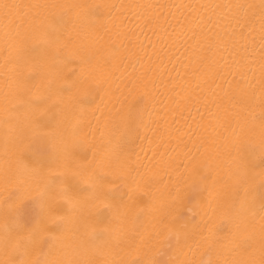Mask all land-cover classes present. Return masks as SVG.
Wrapping results in <instances>:
<instances>
[{"label":"bare ground","instance_id":"bare-ground-1","mask_svg":"<svg viewBox=\"0 0 264 264\" xmlns=\"http://www.w3.org/2000/svg\"><path fill=\"white\" fill-rule=\"evenodd\" d=\"M262 4L0 0V209L110 193L50 222L33 264H264Z\"/></svg>","mask_w":264,"mask_h":264},{"label":"snow or ice","instance_id":"snow-or-ice-1","mask_svg":"<svg viewBox=\"0 0 264 264\" xmlns=\"http://www.w3.org/2000/svg\"><path fill=\"white\" fill-rule=\"evenodd\" d=\"M55 6V5H54ZM64 10L61 13V19L68 17V22L71 23L73 12L80 9L82 6L77 3H65L60 5ZM264 7V4H262ZM59 33L55 29L48 35V44L54 43L53 36L60 38ZM66 63V62H65ZM70 177H65V182ZM65 187L61 195L65 197L63 203L58 199L56 183H50L45 187L41 198L34 201L35 216L31 220H26L23 215L22 208L5 207L0 209V246H3L5 251L11 249L19 259L12 260L9 264H33L31 257L42 251L46 243L52 240H57V237L47 235L49 233V223L59 219L62 227L71 221V213L79 212L81 219L91 218V207L95 206L98 201L110 197V193L104 188L102 179L95 182L89 188L83 191L73 192ZM71 205V211H68L66 206ZM171 215V213H169ZM161 225L168 232L166 240L171 238L179 231L175 220L169 221L167 217L161 221ZM67 231L66 227L64 228ZM159 235V233H158ZM49 259L43 264H80L77 260L57 261L51 259L55 255L54 249H49ZM35 264H42L36 260ZM154 264H162L156 261Z\"/></svg>","mask_w":264,"mask_h":264}]
</instances>
